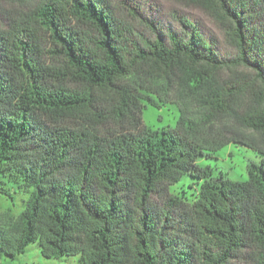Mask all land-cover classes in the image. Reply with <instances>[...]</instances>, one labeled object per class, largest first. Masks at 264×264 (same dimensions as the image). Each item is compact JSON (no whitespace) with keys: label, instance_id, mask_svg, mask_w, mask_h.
<instances>
[{"label":"trees","instance_id":"trees-1","mask_svg":"<svg viewBox=\"0 0 264 264\" xmlns=\"http://www.w3.org/2000/svg\"><path fill=\"white\" fill-rule=\"evenodd\" d=\"M178 1L220 24L230 55L185 18L168 43L141 38L113 0L4 12L0 178L30 192L0 257L36 243L79 264H264V0ZM145 103L177 105L176 128L146 127ZM230 144L259 156L244 181L197 164ZM186 176L192 201L170 191Z\"/></svg>","mask_w":264,"mask_h":264},{"label":"rangeland","instance_id":"rangeland-1","mask_svg":"<svg viewBox=\"0 0 264 264\" xmlns=\"http://www.w3.org/2000/svg\"><path fill=\"white\" fill-rule=\"evenodd\" d=\"M121 9L118 14L127 19L141 38L153 39L157 35L168 43L167 37L160 33L170 31L182 35L179 19H188L195 23L200 31L212 39L221 55H230L231 49L224 31L210 15L202 9L182 3L178 0H113ZM25 8L19 0H0V24L5 25L4 12L10 10L21 12ZM134 11L135 18L129 12ZM135 19V20H134ZM152 27H149V24ZM48 64V60H45ZM142 111L143 124L152 130H174L179 118L177 105H160V108L145 103ZM258 162L259 156L252 150L230 144L216 152L211 159L200 158V167H210L214 177H223L232 181L247 179V164ZM0 227L12 223L24 209L29 196L27 188L9 186L6 178H0ZM199 189V183L183 177L181 182L170 189L174 195L186 197L192 201ZM0 264H79L77 257L63 259H44L36 243L29 245L24 254L11 260L0 257Z\"/></svg>","mask_w":264,"mask_h":264}]
</instances>
